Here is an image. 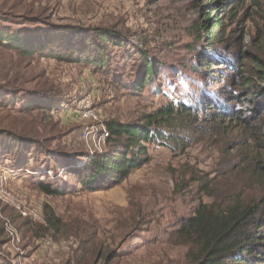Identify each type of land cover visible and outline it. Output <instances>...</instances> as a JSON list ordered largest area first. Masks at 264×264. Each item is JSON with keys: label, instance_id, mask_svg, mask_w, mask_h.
<instances>
[{"label": "rangeland", "instance_id": "obj_1", "mask_svg": "<svg viewBox=\"0 0 264 264\" xmlns=\"http://www.w3.org/2000/svg\"><path fill=\"white\" fill-rule=\"evenodd\" d=\"M206 1L0 0V38L12 39L0 44V84L20 90L13 92L20 98L15 103L11 92H0V129L32 137L14 148L16 140L7 145L8 138L0 135V264H107L106 256L113 253L108 264H186V248L173 233L200 201L212 202L243 186L252 188L245 191L251 198L260 194L242 161L252 153L264 157V148L257 147L264 137L238 120L212 124L200 115L197 129L188 128L189 137L182 138L186 145H145L148 160L141 156L146 161L120 183L84 187L70 172L84 167L89 156L111 148L108 140L98 144L83 138V97L89 96L102 115L95 123L98 130L109 132L111 121L138 124L143 115L166 103L193 102L228 89L230 84L218 78L224 66L206 68L200 61L204 52H215L198 37L204 32L199 27L207 17L202 14ZM226 16L218 49L232 42L228 55L243 50L264 60V5H230ZM47 30L69 37L47 39L42 45L39 35ZM99 32L121 45H106L97 38ZM28 34L36 37L30 46L37 52L19 55L12 42ZM85 41L88 50L104 52L102 64L76 61L90 57L80 52L63 59L70 48L87 45ZM142 54L156 71L136 90ZM245 62L250 71L252 61ZM244 104L247 108L250 102ZM35 146L45 152L34 153ZM49 170L52 177L47 176ZM41 182L60 193L41 192ZM201 182L208 184L207 194L200 191ZM44 205L60 220L59 228L25 232L21 223L26 218L35 225L42 222L27 213L36 207L44 214Z\"/></svg>", "mask_w": 264, "mask_h": 264}, {"label": "trees", "instance_id": "obj_2", "mask_svg": "<svg viewBox=\"0 0 264 264\" xmlns=\"http://www.w3.org/2000/svg\"><path fill=\"white\" fill-rule=\"evenodd\" d=\"M244 1H248L252 6L264 5V0H229L228 5L223 3V0H207L203 4L205 12L202 14L206 13L204 17H207H203L204 23L199 27L200 30L204 31L203 35L198 37L199 39L205 38L215 52L213 54L204 52L200 61L205 63L206 68L224 66V71L219 74L218 78L221 82L225 80L230 84L228 89L224 87L222 91L213 95L208 92V97L202 95L193 102L180 99L166 103L158 107L153 113L143 115L142 122L138 124L109 122L107 129L110 132L108 138V142L111 143L110 150L106 154L89 156L87 163L80 170L70 169V172L75 173L81 185L84 187L92 186L95 183L114 185L122 182L133 170L148 160L145 145L154 144L164 147H170V143H175L176 147L180 144L186 145L182 138L189 137L188 128L195 127L197 129L200 116H202L203 122L212 124L218 120L224 122L226 120L229 122L238 120L248 124L247 127L249 128H255L257 137L260 134L261 138L264 137V132H262L264 131V60L243 50H240L235 56L228 55L227 51L233 45L232 42L229 46H223L225 49H218V46L224 42L223 31L219 28L222 27L223 21L227 17L226 8L234 4L240 5ZM56 34L58 32L43 31L39 35L41 39L39 41L43 42L42 45H44L47 39L54 38L63 41L69 37H60ZM29 35L31 34L24 35L23 38L12 42L11 47L17 51V54L29 56L37 52L34 49L35 46H30V44L35 43L36 37ZM2 37L0 44L11 39L7 35L4 36L5 38ZM97 38L107 43L106 45L110 42L121 45L117 38H111L105 33L99 32ZM85 43L87 45H81V48L77 49L78 51L70 48L63 59L68 60L72 53L80 52V54L85 53L90 57H94V55L97 57L90 58L88 56L83 60L78 57L76 61L95 65L102 64L104 52L102 50L97 52L94 48L88 50L91 46H88L90 44L87 41ZM46 49L45 47L38 51H46ZM142 56L145 57L144 54ZM143 59L139 80L135 85L136 90L144 88L146 81L156 71L153 62H149L146 57ZM245 59L252 61L254 65L250 71H246L248 68ZM214 85H218V82H214ZM4 89L12 93L8 95L12 97L13 103L20 99L17 93H13L17 90L16 87L10 86L8 83L0 84V92ZM31 91L33 90L31 89ZM2 98L5 99L4 96ZM248 101L250 104L246 108L244 103ZM0 102H2L1 99ZM48 108L52 109L50 103ZM209 109L212 111L208 113ZM253 113H256L255 118L251 119ZM255 122L258 123L254 124ZM199 129L206 130L200 127ZM1 134L8 138L7 145L16 140V145L11 144V147L14 148L21 147L23 143L25 145V140L32 138L29 137L28 133H13L9 131V128L0 129ZM122 137L124 138L122 139ZM120 139L123 141L121 142ZM263 146L261 141L257 142V147L264 148ZM44 152L42 146H35L34 153L42 154ZM141 156H146V160L142 159ZM65 161L68 162L69 160ZM242 163V165H246L254 185L261 189L260 194L251 198L245 191L248 192V189L251 190L252 188L243 186L218 195L212 202L200 201L194 209L193 215L183 219L173 233L186 248L184 255L186 264H264V157L259 153L257 156H253L252 153V156L245 157ZM65 165H69V163ZM239 165L235 168L237 169ZM38 188L47 195L60 193L58 188H54L48 183L41 182ZM200 191L207 194L209 191L208 184L201 182ZM209 196L213 197L212 194ZM43 210V221L41 224H37L38 227H34L37 225L32 224V220L29 218L23 220L21 227H26L25 232L37 228L35 234H38L59 228L60 220L51 208L44 205ZM38 228H41L42 232H39ZM115 255L116 253L106 256L108 263L114 259Z\"/></svg>", "mask_w": 264, "mask_h": 264}, {"label": "built area", "instance_id": "obj_3", "mask_svg": "<svg viewBox=\"0 0 264 264\" xmlns=\"http://www.w3.org/2000/svg\"><path fill=\"white\" fill-rule=\"evenodd\" d=\"M79 108H80V118L86 122L84 125V130H83V138L84 139H92L94 141L97 140L98 144H105V142L109 138V132L105 129L103 130H98L97 126L95 123H98V121L102 118L101 113L93 107L92 100L89 96H85L81 99L79 103ZM61 171L64 170V168H60ZM48 174L47 176H51L53 174V171L49 170L46 171ZM27 213V212H26ZM26 213H22L24 216H26ZM35 220L37 221H43V214L41 213L40 209L38 208H32L29 213Z\"/></svg>", "mask_w": 264, "mask_h": 264}]
</instances>
